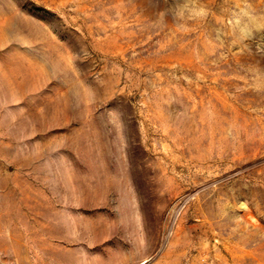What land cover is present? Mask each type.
Here are the masks:
<instances>
[{
    "label": "rangeland",
    "instance_id": "rangeland-1",
    "mask_svg": "<svg viewBox=\"0 0 264 264\" xmlns=\"http://www.w3.org/2000/svg\"><path fill=\"white\" fill-rule=\"evenodd\" d=\"M0 264H264V0H0Z\"/></svg>",
    "mask_w": 264,
    "mask_h": 264
}]
</instances>
